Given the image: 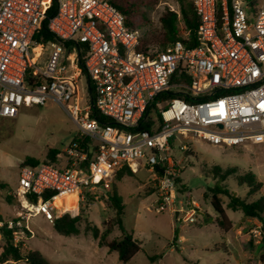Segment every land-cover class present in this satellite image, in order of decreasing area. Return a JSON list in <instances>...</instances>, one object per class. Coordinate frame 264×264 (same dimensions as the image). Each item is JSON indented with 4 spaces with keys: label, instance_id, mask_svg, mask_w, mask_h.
<instances>
[{
    "label": "built area",
    "instance_id": "obj_1",
    "mask_svg": "<svg viewBox=\"0 0 264 264\" xmlns=\"http://www.w3.org/2000/svg\"><path fill=\"white\" fill-rule=\"evenodd\" d=\"M192 1L196 46L175 41L140 52L139 31L127 28L108 0H0V118L53 99L75 123L77 138L91 142L71 141L61 166L20 167L14 196L22 209L0 217V239L7 231L19 248L32 235L30 218L52 221L56 199L107 190L123 167H168L171 138L226 147L264 138V2ZM45 20L53 41L34 39ZM35 45L41 49L32 56ZM88 83L93 106L110 123L88 117ZM145 123L148 130L140 127ZM172 199L171 191L166 200ZM193 213L184 220L193 222ZM253 233L264 237L261 229Z\"/></svg>",
    "mask_w": 264,
    "mask_h": 264
},
{
    "label": "rangeland",
    "instance_id": "obj_2",
    "mask_svg": "<svg viewBox=\"0 0 264 264\" xmlns=\"http://www.w3.org/2000/svg\"><path fill=\"white\" fill-rule=\"evenodd\" d=\"M243 1L253 7L264 2ZM167 7L179 10L176 0H158L150 9L149 17L154 26ZM40 49V45H35L30 54L33 56ZM45 57L34 61L39 63ZM78 86L85 100L84 76L78 79ZM77 132L73 120L53 99L43 105L22 106L15 117L0 118V183L5 185L0 190L2 219L12 218L22 209L14 196L21 162L30 157L61 166L65 148ZM180 145L186 149L182 150ZM49 149L60 152L55 161L46 159ZM170 156L171 164L165 166L163 175L140 167L131 176L117 178L115 175L107 190H84L78 197L59 199L56 206L59 214L67 212L79 218L76 234L57 233L52 221L42 215L30 218L28 225L32 235L19 247L21 254L39 251L50 264H264L259 249L264 245V237L260 239L253 233L254 229H261V221L244 217L241 210L227 208L230 198L221 193L218 196L229 221V229L223 231L209 204L216 184L233 191L245 202L264 197V138L229 147L180 138L172 142ZM215 166L222 169L219 175L212 174ZM227 169L233 172L224 175ZM247 174L261 182L259 190L252 194H248L247 183H240ZM113 191L123 204L122 226L140 246L128 263L120 262L116 252L98 246L89 231L95 225L101 233L112 221L114 210L109 198ZM171 191L173 199L168 201L166 197ZM191 201L196 202L197 207ZM188 210L194 212L193 222L184 220ZM175 231L177 237L173 238ZM261 231L264 234V229ZM119 236L120 231L114 226L106 239ZM20 264L26 263L20 260Z\"/></svg>",
    "mask_w": 264,
    "mask_h": 264
},
{
    "label": "trees",
    "instance_id": "obj_3",
    "mask_svg": "<svg viewBox=\"0 0 264 264\" xmlns=\"http://www.w3.org/2000/svg\"><path fill=\"white\" fill-rule=\"evenodd\" d=\"M122 15L124 18V24L127 28L132 30H138L139 45L138 51L145 52L150 48L155 47L156 49H163L168 45L174 43L175 41H181L187 46H196L198 44L195 37V29L197 25V17L193 9L192 0H176L178 3L179 10L176 12L170 8H165L164 11L158 17V24L154 26L150 21L149 12L158 0H108ZM52 9L48 11L50 15ZM47 21L45 20L40 26L38 32L34 36L35 40H41L42 42L53 41L54 38L47 32L46 28ZM85 53L80 52L77 62L81 66L83 64V57ZM82 73L85 76L84 71ZM30 74L26 76V82L30 83ZM88 94L89 101L91 104L90 111L88 113L89 118L96 119L99 123H110L111 121L100 115L98 111L93 106V89L88 83ZM148 123L141 124V129L148 130ZM176 140L175 138L170 139V145ZM72 142H78L81 146H86V144H91L88 140H83L74 136L71 140ZM60 152L57 149H49L46 154V159L49 161H55L57 155ZM44 161H38L37 159L27 157L21 162L22 166H36ZM213 175H219L222 169L218 166L213 167ZM153 171L159 175H163L165 171V166L155 165ZM232 173L231 169L223 171L224 175ZM134 173L130 171L127 167H123L117 171V178L122 176H131ZM169 175V174H168ZM170 176V175H169ZM217 179V178H215ZM219 180V179H217ZM221 180V179H220ZM223 180V179H222ZM240 183H247L249 186L248 194H252L259 190L261 187V182H256L252 174H247L245 177L240 179ZM5 188V185L0 183V190ZM226 194L229 196L230 200L227 203V208L236 211L241 210L242 214L246 218H256L262 223L261 230L264 229V197L260 196L258 199L245 202L236 196V194L227 189H222L219 185L211 191V198L209 204L216 214V223L223 230L227 231L229 229V221L225 215L224 207L219 194ZM9 199V197H8ZM32 200H35L33 198ZM110 203L114 210V216L111 222H109L104 231L99 233L98 228L94 225L89 229L93 239L97 240V244L100 247H106L109 252L114 251L117 253L118 260L122 263H128L133 256L140 250L139 242H137L131 232H127L122 226L121 216L123 213V204L121 198L113 191L110 195ZM59 207L56 208L53 213L52 227L53 229L61 235H72L78 233L77 222L79 220L78 216H71L67 212L58 213ZM116 226L120 231V236L107 240V235L112 232L113 227ZM177 237L176 231L174 232L173 238ZM0 262L6 260L20 261L23 260L26 264H50L44 256L36 250L27 252L25 255L21 254L20 249L13 247L10 241V234L4 231L2 238L0 239ZM261 250L260 258L264 260V245L259 246Z\"/></svg>",
    "mask_w": 264,
    "mask_h": 264
},
{
    "label": "bare ground",
    "instance_id": "obj_4",
    "mask_svg": "<svg viewBox=\"0 0 264 264\" xmlns=\"http://www.w3.org/2000/svg\"><path fill=\"white\" fill-rule=\"evenodd\" d=\"M54 203H55V206H57V204L59 203V199H56V200L54 201Z\"/></svg>",
    "mask_w": 264,
    "mask_h": 264
},
{
    "label": "water",
    "instance_id": "obj_5",
    "mask_svg": "<svg viewBox=\"0 0 264 264\" xmlns=\"http://www.w3.org/2000/svg\"><path fill=\"white\" fill-rule=\"evenodd\" d=\"M175 215H177V213Z\"/></svg>",
    "mask_w": 264,
    "mask_h": 264
}]
</instances>
